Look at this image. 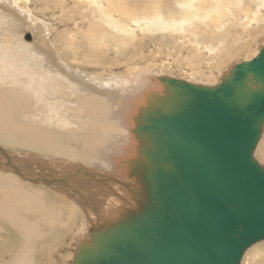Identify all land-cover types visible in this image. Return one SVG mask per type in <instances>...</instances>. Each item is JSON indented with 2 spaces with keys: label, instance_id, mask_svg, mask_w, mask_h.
<instances>
[{
  "label": "bare ground",
  "instance_id": "6f19581e",
  "mask_svg": "<svg viewBox=\"0 0 264 264\" xmlns=\"http://www.w3.org/2000/svg\"><path fill=\"white\" fill-rule=\"evenodd\" d=\"M66 1L0 0V32L12 34L0 41V264H72L83 245L92 246L96 234L140 205L142 167L132 161L146 152L136 135L142 109L164 88L161 76L154 75L155 62L143 59L151 68L129 73L136 66L130 62L138 61L134 55L110 64L107 77H99L98 72L89 75L87 64H70V54L77 61L108 62V55L121 58L126 51L131 55L128 48L137 50V31L158 29L177 34L170 35L172 41H183L185 27L191 30L196 22L206 21L216 31L231 23L246 29L264 22V0H72L77 27L89 28L83 41L74 43L66 29L45 35L41 26L24 41L23 27L33 8L48 16L66 10ZM165 13H182L184 21L164 19ZM57 22L71 27L65 19ZM205 39L201 44L210 56L214 41ZM119 62L128 73L119 71ZM237 64L216 83L162 77L212 87ZM189 69L192 77H213L210 70ZM263 141L264 127L254 151L262 167L256 153ZM256 251L259 257L264 248Z\"/></svg>",
  "mask_w": 264,
  "mask_h": 264
},
{
  "label": "water",
  "instance_id": "95a60500",
  "mask_svg": "<svg viewBox=\"0 0 264 264\" xmlns=\"http://www.w3.org/2000/svg\"><path fill=\"white\" fill-rule=\"evenodd\" d=\"M160 82L136 129L140 205L72 264H240L264 240V47L216 86Z\"/></svg>",
  "mask_w": 264,
  "mask_h": 264
},
{
  "label": "rangeland",
  "instance_id": "374dc122",
  "mask_svg": "<svg viewBox=\"0 0 264 264\" xmlns=\"http://www.w3.org/2000/svg\"><path fill=\"white\" fill-rule=\"evenodd\" d=\"M66 2L69 3V5L67 6L66 10H64L63 12H58L57 10L55 14H48V16L39 14L40 16L43 15V18H45L43 20L38 15V13H41V11H39V9L36 11L35 8H33L32 11L33 13L31 12L30 20L29 21L26 20V24L23 27V30H25V33L23 35L24 41L25 40L31 41V36H29V33L32 32L33 28L38 26H41L42 29L46 31L45 35L46 33H48L49 36L55 35L57 32L61 33V30L66 29L67 31L66 37H68L70 40H73L74 43L83 41L86 36V31L89 28L83 26L82 30H79V27H77L79 21L78 19L79 15L77 10L74 9V6H72L73 1L67 0ZM49 12H54V9L50 10ZM163 18L164 19L179 18L180 20L177 21H181V20L184 21L183 20L184 17L182 13L176 15H170L165 13L163 15ZM60 19H65L66 23L71 25V27L69 26L64 27L58 25L57 21H59ZM18 22L20 21L18 20ZM208 25L209 24L205 21L203 25L196 22L194 26H192L191 30H189L190 28L185 27L184 30L185 34H183V41L175 38L177 34L174 35L167 31L162 32L159 31L158 29H152L150 30L151 32L150 31L148 33L146 32V34H142L140 31H137L135 33V38H133L137 50H133L132 48L127 49V50H132L131 55L127 51H126L127 53L126 56H122L121 58L110 57L111 55H108L109 61L104 62L102 59L101 60L96 59L93 61H82V60L77 61L74 60L73 55L70 54V56H68L70 58L69 63L76 65L80 68H83L87 64L88 68L90 69L88 70L89 75L91 74L95 75L94 72H98L97 75H99V77H107V73L109 72L110 69V64H113L117 60L120 61L121 63L123 62L125 63V61H131L133 60V56L135 55V58L138 59V61L134 62L135 60H133L130 62V64L132 65L136 64V66L134 70L129 73H136L140 69H147V67L151 68L150 61L145 62L142 60L147 58H152L155 62L152 69L157 70L156 72H154V75L157 77L159 76L162 77L164 75H171L174 77L191 80L194 81L195 83L197 82V83L208 84L213 82L216 83L217 81H215V78L220 77L222 73H225L234 64L254 58L259 48L264 44V22L260 21L258 23H254L252 26L246 27V29L242 28V26H238L235 23H231L226 28L220 31L219 30L216 31L215 29L208 28L207 27ZM196 26L198 27L197 29H195ZM205 30L208 32H205ZM8 31L9 30L7 29L6 32L5 31L0 32L1 42H3L4 40L6 41L8 35H12V34H8L9 33ZM170 35H174L175 36L174 39L178 41L176 42L170 40L169 38L171 37ZM210 36L212 39L210 38ZM215 37H217V39ZM101 38H103V34H101ZM205 38L214 41L212 42V45L216 51L214 50L213 54L210 56L208 55L207 52L209 50L206 48L207 46L201 44L203 43L201 41L206 40ZM123 39L126 40L127 37L123 36ZM193 41L199 44H196ZM220 42H222L223 44H220ZM196 45H198V47L195 48ZM198 48L202 49V51L200 52L198 50H197L198 52L195 51V49ZM101 50L103 51L105 50V48H101ZM82 53L83 52L78 53L79 56ZM120 62L117 63L119 65V71H121L124 74L128 73L127 71L120 70L121 67L123 66L120 65ZM188 66L199 67L204 69L205 71L210 70L213 74V77L210 78V80L201 77H192L190 71L191 69H189ZM125 68L126 66L125 67L123 66L122 69ZM261 144H262V147L260 149L261 151L258 155L256 153V158L264 166V147H263L264 141L261 142ZM263 248H264V242L256 244V246L250 249V250H254L253 251L254 253L249 258L246 259L244 258L241 264H264V260H263L264 253L260 252L259 257H257L258 255H255L258 253L256 250H262ZM254 256L256 260L253 258Z\"/></svg>",
  "mask_w": 264,
  "mask_h": 264
}]
</instances>
